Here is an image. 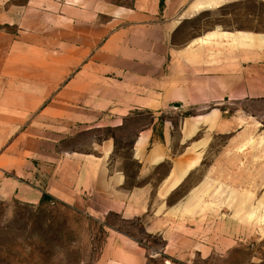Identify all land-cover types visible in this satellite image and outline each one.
I'll return each instance as SVG.
<instances>
[{
  "label": "crops",
  "instance_id": "crops-1",
  "mask_svg": "<svg viewBox=\"0 0 264 264\" xmlns=\"http://www.w3.org/2000/svg\"><path fill=\"white\" fill-rule=\"evenodd\" d=\"M14 1L0 0V195L34 204L44 194L98 221L143 218L142 232L162 242L152 253L165 254L194 207L190 191L168 199L214 136L240 128L229 107L264 98V33L211 28L181 38L186 23L236 0ZM142 116L130 186L109 165L111 141L94 154L56 148ZM105 230L103 264L146 263L143 243Z\"/></svg>",
  "mask_w": 264,
  "mask_h": 264
},
{
  "label": "rangeland",
  "instance_id": "rangeland-1",
  "mask_svg": "<svg viewBox=\"0 0 264 264\" xmlns=\"http://www.w3.org/2000/svg\"><path fill=\"white\" fill-rule=\"evenodd\" d=\"M211 28L262 34L264 3L226 4L186 23L181 38ZM227 114L240 128L214 136L195 170L167 201L173 203L189 191L194 195L187 222L181 228L174 225L172 246L165 254L152 253L162 242L142 232L143 218L125 223L111 215L98 221L48 197L31 204L10 191L0 195V264H103L108 245L105 226L143 243L149 256L146 264H264V98L235 103ZM145 121V116L134 117L123 127L80 131L56 148L94 154L102 140L111 141L109 165L122 170L130 186L137 171L131 159L132 140L136 123Z\"/></svg>",
  "mask_w": 264,
  "mask_h": 264
},
{
  "label": "trees",
  "instance_id": "trees-1",
  "mask_svg": "<svg viewBox=\"0 0 264 264\" xmlns=\"http://www.w3.org/2000/svg\"><path fill=\"white\" fill-rule=\"evenodd\" d=\"M45 199H47V196L44 195V194H42L41 197H40V201L45 200ZM147 259H148V258H147ZM147 259H146V261H147ZM145 264H146V263H145Z\"/></svg>",
  "mask_w": 264,
  "mask_h": 264
}]
</instances>
